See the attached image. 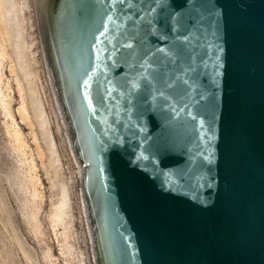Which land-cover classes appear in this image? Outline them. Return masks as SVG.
<instances>
[{"label":"water","instance_id":"1","mask_svg":"<svg viewBox=\"0 0 264 264\" xmlns=\"http://www.w3.org/2000/svg\"><path fill=\"white\" fill-rule=\"evenodd\" d=\"M74 264H264V0H17Z\"/></svg>","mask_w":264,"mask_h":264},{"label":"rangeland","instance_id":"2","mask_svg":"<svg viewBox=\"0 0 264 264\" xmlns=\"http://www.w3.org/2000/svg\"><path fill=\"white\" fill-rule=\"evenodd\" d=\"M0 1V47L1 52L5 54L2 68L3 83H9V92L11 94L10 96H12L11 109L15 114L16 120L19 122V127H21L22 132L26 136L29 149L31 150L36 165V175L40 180V184L37 185L40 194L33 202V205L38 207V231L34 232L20 211L23 204V197L17 191V186L19 185L17 180L19 181V177L21 179L23 177L20 173L21 167H17L14 155L12 153L10 155L8 139L4 128V116L0 109V264H28L25 262L22 252L19 251L15 243V235L21 239L25 248L32 255L33 264H74L62 219V222H53V219L50 220V217L53 218L51 215H53L52 213L58 203L40 134L36 125L37 123L35 119L33 120L35 117H33L32 108L30 110L31 101L29 100H31V94L28 87L22 28L17 0ZM6 2L11 4H7ZM4 3H6V5H4ZM5 18L7 19L5 20ZM6 34L7 36H5ZM21 100H23L25 105L28 106L27 108H29L28 112L30 114L29 118L32 121L33 135L29 134L28 126L19 120L15 112ZM28 102H30V104ZM36 151L39 153L37 154ZM16 192L19 195L16 194ZM30 204H32V202ZM8 220L11 221L15 232L13 228L10 229L12 226L7 225ZM4 225L7 226L4 227ZM12 236L14 238H12ZM46 251L51 254L49 259H44L43 257Z\"/></svg>","mask_w":264,"mask_h":264},{"label":"bare ground","instance_id":"3","mask_svg":"<svg viewBox=\"0 0 264 264\" xmlns=\"http://www.w3.org/2000/svg\"><path fill=\"white\" fill-rule=\"evenodd\" d=\"M6 3H4V5H6ZM7 4H11V3H7ZM9 10H10V8H9ZM5 11H6V9H5ZM5 17H7V16H5ZM6 19L7 18H5V20ZM6 22H8V21H6ZM5 36H7V34ZM4 56H5V54L1 52V47H0V109H1V113L4 116V128H5V133H6V136H7V139H8V145H9L8 149H9L10 155H11V153L14 155V159H15V162L17 164V167L18 166L21 167V171L20 170L19 171H20V173L22 174V177H23L22 179L19 177L20 180L19 181L17 180V182H19V185L15 182L19 186V187L17 186L18 190L17 189L16 190L23 197V204H22V206L20 204V206H21L20 211H21L22 216L25 217V220L27 221V223L30 226V228L34 232H37L38 231V219H37L38 207L37 206L35 207L33 205V202L35 201L36 197H39V194H40V192L38 191V187H37V185L40 184L39 183L40 180H39V178L36 175V165H35L33 156L31 154V150L29 149V145H28V142L26 140V136L22 132L21 127H19V122L16 120L15 114L13 113V110L11 109V97L12 96H10L11 94L9 92V90H10V86H8L9 83L8 82H6V84L3 83L2 68H3V63H4L3 62ZM29 101H31V104H30V102H28L31 105V106L29 105L30 106V110L32 108L33 114H34L32 99L29 100ZM27 107L28 106L25 105L23 100H21L20 104H19V107H17L15 112L17 113L19 120L21 122H23L26 126H28L29 134L33 135V133H32V123H31L32 121L29 118V116H30V114L28 112L29 108H27ZM31 113H32V111H31ZM33 117H35V114H34ZM34 119L35 118H33V120ZM35 122H36V119H35ZM38 153L39 152H37V154ZM18 193L16 192V194H18ZM21 196H20V198H21ZM31 202H32V204H30ZM55 207H54L55 210L52 213L53 215H51V216H53V218L50 217V220L53 219V222L54 221L55 222L61 221L62 216H61V213H60L59 205H57ZM50 222H52V221H50ZM7 225L8 226H12L10 220H8ZM6 226L4 225V227H6ZM29 226H28V228H29ZM12 228H13V226L10 227V229H12ZM13 231H14V228H13ZM12 235H14V234H12ZM12 238H14V237L12 236ZM14 239H15V243H16L17 247L19 248V251L22 252V255H23V258H24L25 262H27L28 264H33L32 255L25 248V246H24L23 242L21 241V239L17 235H15ZM43 257H44V259H49L51 257V254L48 251H46L44 253Z\"/></svg>","mask_w":264,"mask_h":264}]
</instances>
